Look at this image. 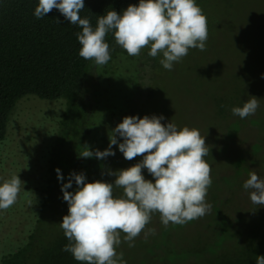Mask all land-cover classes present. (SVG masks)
<instances>
[{
    "label": "trees",
    "instance_id": "1",
    "mask_svg": "<svg viewBox=\"0 0 264 264\" xmlns=\"http://www.w3.org/2000/svg\"><path fill=\"white\" fill-rule=\"evenodd\" d=\"M38 2L39 0H0V143L8 136L11 121L18 120L16 112L23 103H18L22 98L33 96L46 101H59L62 107L56 115L51 116V109L47 112V119L55 121L56 128L52 131V137H44L47 148L46 152L43 148L45 153L42 155L44 161L50 162L49 171L54 177L44 185L47 169L44 162L42 171H37V177L34 178L37 191L31 189L34 196L29 205L34 208V213L27 223V238L25 242L17 238L9 240L7 249L0 253V264H41L43 261L49 264H83L76 261L71 253L61 250L68 243L63 229L46 246L45 254H39V259H35L33 263L30 260L34 233L44 212V205L48 197L58 199V195L62 193L55 170L59 168L65 178L70 172H83L87 182L92 183L103 173L107 175L108 171L132 166L128 160L124 168L121 166L123 154L116 146L112 149L115 156L104 160L95 157L81 158L80 155L86 150L84 145H88L92 151L107 149L111 130L124 117L145 116L144 109L150 104L149 91L155 73L163 67L160 64L163 56L158 54L155 58L150 57V47L142 49L139 56H129L116 44L114 35L110 32L106 35L105 42L110 45L111 59L106 65L98 67L94 61L84 60L79 56L81 45L76 33L82 31L80 26L71 25L56 9L44 18L37 19L34 11ZM84 2L85 8L80 16L88 18L95 28L99 16L110 10L122 14L129 5H138L139 0ZM196 3L207 17L210 39L216 33L214 30L218 25L217 9L226 6L222 0H196ZM199 51L196 49V52ZM210 107L213 111L209 113L210 116H214V119L223 118L221 113L225 112L224 106L216 103V106ZM105 113H108L107 116ZM110 118L111 123L107 124ZM31 121L33 126L29 125V130L36 134V128L41 123L35 122V119ZM53 137L55 144L51 147L54 150L51 147L48 149V139ZM118 140L122 142L119 137ZM49 152L50 155L47 154ZM246 163L245 158L231 161L228 172L218 176L208 189L206 201L212 207L204 217L210 221L211 231L215 234L211 243L186 254L185 248L178 247L176 241L171 243L174 228L179 225L171 223L167 229L153 226L155 235L150 234L148 244L152 248L159 245L168 248L171 246V250L165 252L162 264H183L189 255L204 257L205 264H256V256H264V212L251 214L235 208L232 214L229 209V194L226 190L231 187L230 183L235 181V177L247 170ZM32 164L30 161V165ZM33 171L36 173V169ZM30 174L33 175L32 172ZM108 177L107 182L113 183L115 177ZM75 189L73 181V191ZM114 194L120 196L123 190L117 188ZM13 206L15 205L10 207L11 210ZM241 226L246 231L236 236L232 229ZM241 235L243 237L240 238ZM227 237L234 239L236 245L233 248L223 246Z\"/></svg>",
    "mask_w": 264,
    "mask_h": 264
},
{
    "label": "clouds",
    "instance_id": "2",
    "mask_svg": "<svg viewBox=\"0 0 264 264\" xmlns=\"http://www.w3.org/2000/svg\"><path fill=\"white\" fill-rule=\"evenodd\" d=\"M84 8V0H39L34 16L42 19L56 9L71 25L80 26L82 31L76 33L81 45L79 56L98 67L111 59L110 45L105 42L110 32L129 56H139L145 47H150V57L162 54L160 64L169 71L188 55L189 49L206 50L208 21L196 0H139L122 14L110 10L99 16L95 28L88 18H81ZM258 107L259 99L253 96L231 112L245 119ZM164 119L162 115L126 116L111 130L107 149L92 151L88 145L83 146L86 150L81 158L104 160L115 156L113 146L125 160L142 157L127 169L108 171L107 175L115 177L113 183H88L83 172H70L68 182L63 183L61 170H55L62 183L63 201L68 205V214L60 223L68 243L61 250L71 253L76 261L126 264L123 253L116 250L122 234L128 246L134 247L135 238L153 214L159 213L160 222L167 227L170 222L183 225L210 213L212 206L206 197L212 185V169L204 159L209 154L206 136L197 128L164 124ZM145 169L151 180L145 178ZM73 181L76 189L68 191ZM22 184L18 175L0 184V210L16 203ZM117 188L123 190L122 195L114 194ZM243 188L250 190L253 204L264 206V178L255 169L249 172ZM148 234L155 235V229L149 228ZM256 264H264V256H256Z\"/></svg>",
    "mask_w": 264,
    "mask_h": 264
},
{
    "label": "rangeland",
    "instance_id": "3",
    "mask_svg": "<svg viewBox=\"0 0 264 264\" xmlns=\"http://www.w3.org/2000/svg\"><path fill=\"white\" fill-rule=\"evenodd\" d=\"M222 1L226 7L217 9L216 33L207 40L206 50L196 52V49H189L188 55L179 63H174L171 71L162 67L155 73L149 91L150 104L144 109V115H162L165 117L162 121L164 124L175 123L178 129L184 126L197 128L202 136H206L209 154L204 159L211 166L212 182L228 172L231 161L245 158L247 170L235 177V181L230 183L231 187L226 190L229 194V209L232 214L235 208L251 214L264 212V206L253 204L250 190L243 188L253 169L264 178V0ZM253 96L259 99V107L254 115L241 119L232 114L231 107H242ZM21 102L16 112L18 120L11 121L8 136L0 143V184L19 174L24 182L13 209L0 210V253L7 249L9 240L17 238L25 242L27 238V223L34 213V208L29 205L34 196L31 189L37 191L34 178L37 177V171H42L44 162L47 168L44 185L54 177L49 171L50 162L44 161L42 157L47 148L43 140L44 137H52V131L56 128L55 121L47 119V112L51 109V116L56 115L62 105L59 101H46L33 96L24 97L18 103ZM216 103L225 107V112L221 113L223 118L214 119V116L209 115L213 112L210 106H216ZM111 118L107 124L111 123ZM32 119L41 123L36 128V134L29 130V125L33 126ZM55 137L48 139V149L55 144ZM14 145L15 152L12 148ZM47 154L50 155V152ZM141 159L136 157L130 164L133 166ZM126 161L122 156L123 168ZM143 174L146 179H152L146 169ZM108 178L103 173L98 180L107 182ZM65 179L63 183L68 182ZM68 191H73V187ZM67 214L68 205L63 201V193L58 195V199L48 197L34 233L31 263L39 259V254H45L46 246L60 233V223ZM209 223L202 217L191 224L177 226L171 236V243L176 241L178 247L185 248L186 254L197 251L215 237ZM170 225L171 222L167 227L163 226L159 213L153 214L151 222L135 238L134 247L128 246L122 234L117 253H123L126 264H162L165 252L171 250V246L152 248L148 244L150 234L146 233L153 226L167 229ZM232 230L236 236L246 231L244 226ZM235 245L232 237H227L223 244L225 248ZM41 264L49 263L43 261ZM183 264H205V259L189 255Z\"/></svg>",
    "mask_w": 264,
    "mask_h": 264
}]
</instances>
